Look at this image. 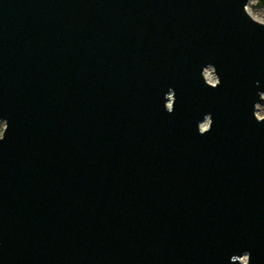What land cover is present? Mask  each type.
Listing matches in <instances>:
<instances>
[{
  "label": "water",
  "instance_id": "95a60500",
  "mask_svg": "<svg viewBox=\"0 0 264 264\" xmlns=\"http://www.w3.org/2000/svg\"><path fill=\"white\" fill-rule=\"evenodd\" d=\"M246 2L0 0V264H264Z\"/></svg>",
  "mask_w": 264,
  "mask_h": 264
},
{
  "label": "rangeland",
  "instance_id": "374dc122",
  "mask_svg": "<svg viewBox=\"0 0 264 264\" xmlns=\"http://www.w3.org/2000/svg\"><path fill=\"white\" fill-rule=\"evenodd\" d=\"M245 5L247 10L253 16L264 21V0H247ZM204 70L208 76L207 78L206 74L204 73L207 79H212L215 77V74L210 66H206ZM263 99H264V93H263ZM255 113L257 115L264 114V101H260L255 105ZM202 121H203L202 123L205 124L207 122V117H205ZM4 124H5L4 119L0 118V127L3 128Z\"/></svg>",
  "mask_w": 264,
  "mask_h": 264
},
{
  "label": "bare ground",
  "instance_id": "6f19581e",
  "mask_svg": "<svg viewBox=\"0 0 264 264\" xmlns=\"http://www.w3.org/2000/svg\"><path fill=\"white\" fill-rule=\"evenodd\" d=\"M204 73H205V70H204ZM205 74H206V73H205ZM206 77L208 78L207 74H206ZM202 122H203V121H201V122H200V124H201V125H203V123H202Z\"/></svg>",
  "mask_w": 264,
  "mask_h": 264
},
{
  "label": "built area",
  "instance_id": "2783aa9c",
  "mask_svg": "<svg viewBox=\"0 0 264 264\" xmlns=\"http://www.w3.org/2000/svg\"><path fill=\"white\" fill-rule=\"evenodd\" d=\"M208 80H210V81H214V80H215V77H214V78H212V79H208Z\"/></svg>",
  "mask_w": 264,
  "mask_h": 264
},
{
  "label": "clouds",
  "instance_id": "9594fccd",
  "mask_svg": "<svg viewBox=\"0 0 264 264\" xmlns=\"http://www.w3.org/2000/svg\"><path fill=\"white\" fill-rule=\"evenodd\" d=\"M2 131H3V129H2V127H0V133H2Z\"/></svg>",
  "mask_w": 264,
  "mask_h": 264
}]
</instances>
